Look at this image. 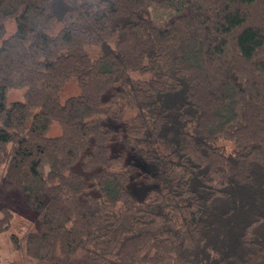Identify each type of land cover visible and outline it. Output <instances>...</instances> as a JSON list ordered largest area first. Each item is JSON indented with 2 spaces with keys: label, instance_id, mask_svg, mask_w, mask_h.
Wrapping results in <instances>:
<instances>
[{
  "label": "trees",
  "instance_id": "obj_1",
  "mask_svg": "<svg viewBox=\"0 0 264 264\" xmlns=\"http://www.w3.org/2000/svg\"><path fill=\"white\" fill-rule=\"evenodd\" d=\"M0 179L26 264H264V0H0Z\"/></svg>",
  "mask_w": 264,
  "mask_h": 264
},
{
  "label": "rangeland",
  "instance_id": "obj_2",
  "mask_svg": "<svg viewBox=\"0 0 264 264\" xmlns=\"http://www.w3.org/2000/svg\"><path fill=\"white\" fill-rule=\"evenodd\" d=\"M8 32H13L14 24L13 22L7 23ZM68 94L76 92V87L74 84H69L66 87ZM22 91H11L8 94V100L13 101L17 99H22ZM58 129L54 128L51 131V134L56 135ZM2 206H7L12 210V222L11 228L1 233L0 232V264H26L25 258L18 252H16L11 244L10 235L24 233L29 228H33L31 220L33 219L32 213L25 207V204L19 199L17 192H6L1 187L0 179V209ZM2 213L0 210V217Z\"/></svg>",
  "mask_w": 264,
  "mask_h": 264
}]
</instances>
